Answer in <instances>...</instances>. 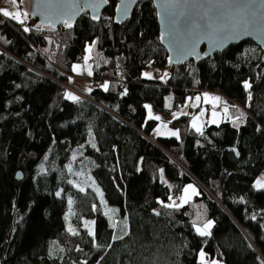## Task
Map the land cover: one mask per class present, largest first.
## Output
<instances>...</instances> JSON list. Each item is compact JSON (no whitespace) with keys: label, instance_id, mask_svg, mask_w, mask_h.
Here are the masks:
<instances>
[{"label":"trees","instance_id":"16d2710c","mask_svg":"<svg viewBox=\"0 0 264 264\" xmlns=\"http://www.w3.org/2000/svg\"><path fill=\"white\" fill-rule=\"evenodd\" d=\"M107 2L100 19L82 13L71 28L0 14V264H200L201 250L218 264H264V188L254 187L264 170V55L244 41L166 67L151 1L122 24L113 19L116 0ZM91 43L102 59L77 103L58 82L71 79ZM151 69L167 75L146 78ZM202 90L244 107L241 122L204 125L201 134L191 112L169 120L178 136L148 137L156 121L145 103L169 112ZM71 156L87 165L84 191L69 183ZM189 184L198 189L190 201L162 206ZM108 209L118 210L116 228ZM125 216L129 235L113 240ZM205 219L211 235L201 237L193 224Z\"/></svg>","mask_w":264,"mask_h":264},{"label":"water","instance_id":"95a60500","mask_svg":"<svg viewBox=\"0 0 264 264\" xmlns=\"http://www.w3.org/2000/svg\"><path fill=\"white\" fill-rule=\"evenodd\" d=\"M141 0H116L113 19L122 24L131 14L135 5ZM155 11L158 27V41L167 53V66L181 65L187 61L198 63L214 53H221L229 46L250 41L264 55V3L262 0H150ZM26 8L22 11L30 13L26 25L38 28H64L62 23L55 27L49 25L58 19L73 17L72 24L82 14H88L91 21L93 15L100 17L107 6L103 0H24ZM88 3L98 5L79 12L72 4ZM171 5L164 8L162 5ZM127 6V14L123 12ZM36 14H32V13ZM254 13V15H253ZM255 20L256 31L251 35H234L231 26L241 31L240 21ZM174 21V23H173ZM209 26V27H206ZM175 41H183L189 55L180 56ZM15 179L20 180V172Z\"/></svg>","mask_w":264,"mask_h":264},{"label":"snow or ice","instance_id":"6c2138e0","mask_svg":"<svg viewBox=\"0 0 264 264\" xmlns=\"http://www.w3.org/2000/svg\"><path fill=\"white\" fill-rule=\"evenodd\" d=\"M23 2H24V0H19V3L22 4ZM103 2L104 3H107V0H103ZM132 2H135V0H132ZM8 3H10L13 6V8H16L17 7L18 0H8ZM262 3H264V0H262ZM70 6L77 8L79 12H84V10L86 8H89V7H98V5H91V4H88L86 2L85 3H79V4H75L74 3V4L70 5ZM162 7L168 8V7H171V5L165 4V5H162ZM123 12H124L125 15L127 14V6L126 5L123 8ZM0 14H2L6 18H9V19H11L13 21H16L17 23H19L21 25H23L25 23V21L27 20V18L30 15V13L27 12V11L21 12V11H18L17 10L15 12H13V11H10V10H7V9H0ZM32 14H36V13L34 12ZM253 15H254V13H253ZM72 19H73V17L58 19L55 22L51 23L49 26L54 28L56 23H62L63 27H65V28H71L72 27ZM92 19L93 20H98V19H100V17L98 15H93L92 16ZM173 23H174V21H173ZM239 23H240V27L242 29L241 31L236 30L235 27H232L231 26V22H229V26L231 27V30L233 31V34L234 35H237V36L238 35H251L253 31H256L257 30L256 27H255V20H242ZM206 27H209V26H206ZM23 30L25 32L30 31V29L28 27H24ZM0 39H3V37H0ZM175 43H176L177 51H178V53H179L180 56H185V55H189L190 54V52H188L186 50V45H185V43L183 41H175ZM92 46H94V43H93V45H91L88 48H86L85 51L86 52H90ZM89 58H90L89 56H86L85 57V66H87V60ZM78 68H79V65H73V71L74 72L77 71ZM88 74L91 75L92 73L89 71ZM143 75L146 78H149V79L152 78V76H151L150 73H144ZM165 75H167V74H165ZM161 79H164V77H161ZM243 86H244L245 89L251 88V85L247 81L244 82V85ZM102 87L105 90H107V88H108L107 83H105ZM65 96H66L67 99H70V100L75 101L77 103L80 102L79 97L74 96L71 93H65ZM199 99H200V97L197 96L196 97V100L199 101ZM210 99L213 102H220V98L219 97H211V98H209L207 96H205L204 102L205 103H208ZM249 99H251V94H249ZM213 106L215 107V103L213 104ZM145 107L150 109V106H148V105H145ZM224 113L227 116V113H228L227 107L224 108ZM184 114H186V113H184ZM212 115L215 118L217 114L214 111L212 113ZM173 116L175 118L176 114L174 113ZM242 116H243V114L241 113V117H238V119H241ZM154 118L155 119H160L159 117H154ZM198 119H199V117H193V125L192 126H193V128H195V130L197 132H201L200 127L196 124V121ZM211 122L212 123H216V120L213 119ZM201 134H202V132H201ZM171 135L177 136L178 133L177 132H172ZM68 171L69 172L72 171V168H71L70 165L68 166ZM161 176H162V172H161ZM69 183L71 184L73 182L72 181H69ZM73 186L75 187L77 185L74 184ZM254 187L264 188V182H262L261 180H257L256 181V184L254 185ZM189 189L192 190V193L193 194H196L195 193V189L192 188L191 185H189V186H187V187L184 188L183 191H184V194L185 195L179 198L180 201H181L179 204H177L175 202V200H173L172 203H170V204H163V202H161L162 203V206L164 208L179 209L180 207H182V205L184 203H187L188 202ZM79 190L80 191H84V189L82 187ZM96 191H97L98 195H100V197H101V203L103 204L104 201H103V195H102V193L99 192V189H96ZM57 195H60V193H57ZM169 199L171 200L172 198L169 197ZM68 203H69V205H71L72 204V200L69 199ZM93 210L94 211L97 210L96 205H93ZM117 211L118 210H116V209H108L104 213V215L108 216L110 226L113 227V228H116L117 227V224L112 219V217L116 214ZM156 214L159 215L160 213L157 212ZM253 218H255V217H253ZM92 223H94V222H92ZM121 224H122V234H120V235L114 234L112 236V239L113 240H122L125 236H128L129 235V232L127 231L128 224H127V217L126 216H125L124 220L121 221ZM193 227L195 228V231H196V233L199 236H201V237L209 236V235H211L210 229L212 227V221L209 220V221L205 222L202 227L197 226L194 223L193 224ZM68 231L71 232L72 234H76L75 231L71 227H69ZM88 235L89 236H92L94 238L96 237V233L91 228H89V230H88ZM109 246H111V245H109ZM199 256H200V264H205V256H206V253L203 250H201V252L199 253ZM210 264H218V262L216 260H212L210 262Z\"/></svg>","mask_w":264,"mask_h":264},{"label":"rangeland","instance_id":"374dc122","mask_svg":"<svg viewBox=\"0 0 264 264\" xmlns=\"http://www.w3.org/2000/svg\"><path fill=\"white\" fill-rule=\"evenodd\" d=\"M25 6H26V4L24 2L23 9L26 8ZM0 9H7V10H10V11H13V12L18 10V11L23 12L22 9L20 8L19 3H17V7L16 8H13V6L10 3H8V0H0ZM91 45H93V44L92 43L91 44H87L85 46V48H84V51H83V57L81 58V63H80L79 68H78L80 70V72H82V73H83V71H85V73H86L88 68H90L89 63H88L89 61L91 62V65H98L99 61H100V58H101V53H100V51H98L95 48V46L91 47V51L90 52H86L85 51L86 48H88ZM86 56L90 57L87 60V66H85V57ZM166 67H168V66L166 65ZM72 72H74V71H72ZM77 73H78V71L75 72L74 76L71 77L72 81L75 82L74 86L76 88H79L82 91L87 93L92 88V85H91V83L89 81L91 75L89 77L88 76L85 77V76H82L80 74L77 75ZM144 73H150L151 76H152L151 79H161V77H165L166 71H165V69L158 70V71H156V69H151L150 71L145 70L143 72V74ZM69 80L70 79H68L66 82H61L60 83L62 85H66L69 88L65 92L62 89L64 94L65 93H71L74 96H78V95L81 96V94L73 88V85H72L71 81H69ZM104 83H106V81L103 82V84ZM102 86L103 85H101L100 87H102ZM196 97H197V95H195V97L193 98L194 101H197ZM201 100H202V97H201ZM170 101H171V94H168L164 98V105L165 106H169L170 105ZM188 102H189V98H187L186 101L184 102V104H182L178 109L173 110V111H169V112H159V111L153 109L150 103H148V102L145 103V105L150 106V109L145 107L146 118L153 119V120L156 121V124L151 129L152 131L150 130L151 132H150L148 137L151 138V139H155L157 137H166V136L168 137V136H171L172 132H177V130L173 129L168 124V122H169L170 119L174 118V116H173L174 113L176 114L175 117H177L178 115H180L183 112L186 113L188 111ZM230 107H232V108L230 109ZM230 107L227 108L228 109V113L227 114H228V116L230 118L232 117V115H238L237 116V118H238V117H241V113L243 114V116L246 114V111H245L244 107H242V106H238V105L234 104V105H231ZM243 116H242V118H243ZM154 117H159L160 119H155ZM227 119H229V118H227ZM239 122H234V125H238ZM73 160H75V158L73 156H71V161H73ZM75 163H74L75 165H73V163H70L71 165H73L71 167H72V169H74V174L76 175V178H73L71 180L73 182V183H71V185L73 186L75 184L77 186H75V187L73 186V187L76 188V189H80L81 187L83 188V186H81V184L85 183V177L83 175L86 174L85 171L87 169V165L85 163H82L79 160H75ZM263 179H264V170L257 177L256 181L257 180H261L263 182ZM256 181L254 182V185L256 184ZM255 188L259 189L257 187H255ZM190 195L188 196V198L190 197ZM180 197L181 196L179 195L177 198H172L171 200L169 199L168 203L170 204V203H172L173 200H175V202L178 204L177 201L180 200L179 199ZM121 221H122L121 218L120 219L118 218L117 222L121 224ZM207 221H209V220L205 219L204 222L202 224H200V227H202L203 224L205 222H207ZM90 228H91V226H90ZM199 253H198V261L200 262ZM211 261L212 260H210V259L205 257V264H210Z\"/></svg>","mask_w":264,"mask_h":264},{"label":"crops","instance_id":"0c3cea01","mask_svg":"<svg viewBox=\"0 0 264 264\" xmlns=\"http://www.w3.org/2000/svg\"><path fill=\"white\" fill-rule=\"evenodd\" d=\"M83 57V56H82ZM101 59H102V56H101V58H100V61H99V64H100V62H101ZM80 63H81V60L78 62V63H76V64H74V65H80ZM89 63V66H90V68H88V70H87V72L85 73V71H83V73L82 72H80V70L78 69L77 71H78V73H77V75L78 74H80V75H82V76H90L89 74H88V72L90 71L91 73H92V67H93V65H91V62L89 61L88 62ZM73 71V66H72V69H71V76H74V73L75 72H77V71H75V72H72ZM165 77H166V75H165ZM164 77V78H165ZM163 80V79H162ZM69 81H71V83H72V85H73V88L76 90V91H78L80 94H85L86 92H84V91H82L81 89H79V88H76L75 86H74V84H75V82L74 81H72V79H70ZM105 84V83H104ZM104 84H102V85H104ZM197 96H199L200 97V99H199V101H194V97H195V95H193V96H191L190 98H189V102H188V111L186 112V114H188V113H191L192 112V118H191V120H190V123H189V125H190V127L192 128V129H194L195 130V128H193V117H199V119L196 121V124L200 127V129L204 126V125H215V124H218L219 122H221V121H229L230 123H232V124H234V122H241V119H238L237 118V116L238 115H232V117L230 118L229 116H228V114H227V116L225 115V113H224V108L225 107H227V108H229L232 104H230V103H228V101L224 98V97H222V96H220L219 94H217V93H215V92H209V91H206V90H202L201 92H199L198 94H196ZM205 96H207V97H209V98H211V97H219L220 98V102H213V101H211V99L209 100V102L208 103H205L204 102V98H205ZM201 97H202V100H201ZM186 101V100H185ZM215 103V107L213 106V104ZM229 105V106H228ZM232 107H230V109H231ZM219 109V110H218ZM216 112V117L214 118L213 117V115H212V113L213 112ZM185 112H183V113H181V114H184ZM227 118H229V119H227ZM213 119H215L216 120V123H212L211 121L213 120ZM239 122V123H240ZM238 123V124H239ZM196 131V130H195ZM189 185H191L192 186V188H194L195 189V193L196 194H193L192 193V190L191 189H189V193L191 194H189L188 193V196L190 195V197L188 198V201H190L194 196H196L197 194H198V189H197V187L195 186V185H193V184H189ZM189 185H186L185 187H187V186H189ZM184 187V188H185ZM184 188H183V190H184ZM181 191L180 192V196L182 197V196H184L185 194H184V191ZM181 201L179 200V203H180ZM185 204V203H184Z\"/></svg>","mask_w":264,"mask_h":264},{"label":"built area","instance_id":"2783aa9c","mask_svg":"<svg viewBox=\"0 0 264 264\" xmlns=\"http://www.w3.org/2000/svg\"><path fill=\"white\" fill-rule=\"evenodd\" d=\"M124 76H125V75H124ZM123 82H124V78L122 77V79L120 80L119 84L122 85ZM58 83L60 84L61 82H58ZM60 86H61V88L64 90V92H65L66 90L69 89L66 85H62V84H60Z\"/></svg>","mask_w":264,"mask_h":264}]
</instances>
